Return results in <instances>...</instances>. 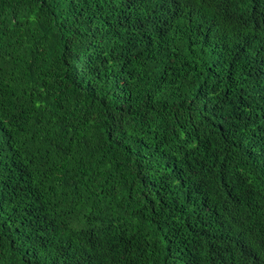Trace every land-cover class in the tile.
Segmentation results:
<instances>
[{
	"label": "trees",
	"instance_id": "obj_1",
	"mask_svg": "<svg viewBox=\"0 0 264 264\" xmlns=\"http://www.w3.org/2000/svg\"><path fill=\"white\" fill-rule=\"evenodd\" d=\"M0 264H264V0H0Z\"/></svg>",
	"mask_w": 264,
	"mask_h": 264
}]
</instances>
